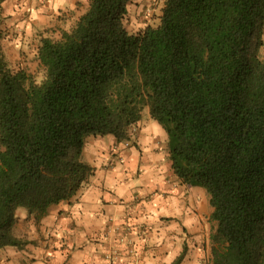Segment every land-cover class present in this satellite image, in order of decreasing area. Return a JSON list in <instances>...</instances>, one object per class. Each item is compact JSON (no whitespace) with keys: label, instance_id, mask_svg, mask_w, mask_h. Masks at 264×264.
Returning a JSON list of instances; mask_svg holds the SVG:
<instances>
[{"label":"trees","instance_id":"16d2710c","mask_svg":"<svg viewBox=\"0 0 264 264\" xmlns=\"http://www.w3.org/2000/svg\"><path fill=\"white\" fill-rule=\"evenodd\" d=\"M132 1L89 0L41 37V78L12 67L0 28V251L26 245L19 211L39 223L82 191L88 138L129 142L148 109L174 175L209 196L212 264H264V0H166L138 33Z\"/></svg>","mask_w":264,"mask_h":264},{"label":"crops","instance_id":"0c3cea01","mask_svg":"<svg viewBox=\"0 0 264 264\" xmlns=\"http://www.w3.org/2000/svg\"><path fill=\"white\" fill-rule=\"evenodd\" d=\"M88 4L3 0L0 28L11 64L31 44L37 56L41 37L69 30ZM136 128L129 142L88 138L84 160L94 173L85 187L70 202L52 206L39 223L21 211L16 236L26 245L1 250L0 264H172L184 248L180 226L196 233L210 219L212 208L203 211L209 196L174 175L168 136L157 122L142 118Z\"/></svg>","mask_w":264,"mask_h":264},{"label":"rangeland","instance_id":"374dc122","mask_svg":"<svg viewBox=\"0 0 264 264\" xmlns=\"http://www.w3.org/2000/svg\"><path fill=\"white\" fill-rule=\"evenodd\" d=\"M2 1L3 0H0V3ZM165 1L166 0H133L129 6V13L125 20V25L128 31L131 33H138L143 31L148 26H157L160 23V16L162 14ZM31 45L28 47L27 52L19 51L16 60L11 65L15 70L25 69L37 75L38 78H41L42 70L40 69L39 61L35 54L36 49L34 55ZM143 119L145 121L150 119L148 109L144 111ZM136 131L137 128L133 130L134 133H136ZM210 207L211 206H208L207 210L203 211L207 212L210 210ZM20 212L21 211H19L18 215H20ZM208 218L209 217H206L205 222H203L202 226L196 233H190L180 226V233H182L180 234V237L182 240L178 241L179 244H183V247L186 246L188 250L187 256L182 264H212L211 234L214 230V223ZM170 234H173L171 236H173V240L177 242L176 237L178 235L176 233H172V231ZM171 246L170 252L172 253L176 249V244L174 245V243H172Z\"/></svg>","mask_w":264,"mask_h":264}]
</instances>
